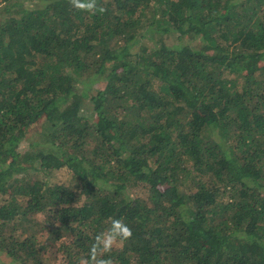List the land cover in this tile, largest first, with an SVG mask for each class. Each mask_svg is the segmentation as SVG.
Wrapping results in <instances>:
<instances>
[{"label":"trees","instance_id":"1","mask_svg":"<svg viewBox=\"0 0 264 264\" xmlns=\"http://www.w3.org/2000/svg\"><path fill=\"white\" fill-rule=\"evenodd\" d=\"M24 2L0 0V264H54L48 239L77 264L110 218L113 264H264V0Z\"/></svg>","mask_w":264,"mask_h":264},{"label":"clouds","instance_id":"2","mask_svg":"<svg viewBox=\"0 0 264 264\" xmlns=\"http://www.w3.org/2000/svg\"><path fill=\"white\" fill-rule=\"evenodd\" d=\"M68 3L73 9L91 15L106 11L103 6L98 5L97 0H68ZM132 234L131 228L122 219L110 218L108 228L93 237L88 253L81 256L77 264H113L110 253L115 247L122 246Z\"/></svg>","mask_w":264,"mask_h":264},{"label":"rangeland","instance_id":"3","mask_svg":"<svg viewBox=\"0 0 264 264\" xmlns=\"http://www.w3.org/2000/svg\"><path fill=\"white\" fill-rule=\"evenodd\" d=\"M39 1L40 0H25L24 4L28 5V6H31L32 4L39 3ZM5 16H6V13H4V10L1 9V6H0V20H2ZM152 36H154L156 38H159L158 34H153ZM162 37L164 38V42H166L167 44L168 43L170 44V43H172L173 41L176 40V38L173 37L172 35H163ZM48 241H50L49 245H51V246L47 247L46 250H45L47 260H49V261L51 260L50 261L51 263L57 264L60 261V254L57 253V251L55 250V246L58 245V242L54 241L53 239L52 240L48 239ZM1 264H15V263L14 262H9L8 260H6L4 263H1Z\"/></svg>","mask_w":264,"mask_h":264}]
</instances>
